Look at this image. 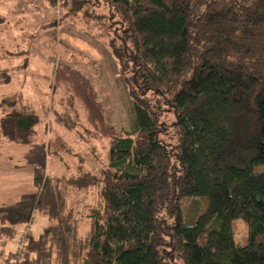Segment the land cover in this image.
Returning a JSON list of instances; mask_svg holds the SVG:
<instances>
[{"label": "trees", "instance_id": "trees-1", "mask_svg": "<svg viewBox=\"0 0 264 264\" xmlns=\"http://www.w3.org/2000/svg\"><path fill=\"white\" fill-rule=\"evenodd\" d=\"M105 1L114 16L106 27L93 16L96 37L128 87L132 130L110 134L98 171L36 165L33 190L0 206V242L36 213L46 224L16 264H264V0ZM62 3L73 13L85 1ZM0 112V136L31 144L34 111L2 99ZM94 189L82 231L75 198ZM192 197L205 208L186 223Z\"/></svg>", "mask_w": 264, "mask_h": 264}, {"label": "rangeland", "instance_id": "rangeland-1", "mask_svg": "<svg viewBox=\"0 0 264 264\" xmlns=\"http://www.w3.org/2000/svg\"><path fill=\"white\" fill-rule=\"evenodd\" d=\"M80 1H85L82 9L72 13L70 3L62 0H0V102H16L39 117L31 144L38 148L26 146L9 160L17 169L7 165L2 171L0 164V206L33 190V166L44 165L51 175H60L63 165L70 172L79 164L98 171L107 162L110 134L132 130L135 114L128 87L106 39L96 37L93 16H102L98 21L106 27L114 15L105 0ZM165 107H160L162 119H173ZM98 194L94 189L75 198L82 231L87 208L98 205ZM204 208L201 198L184 199V221L192 223ZM36 221L26 225L39 231L46 219ZM231 226L234 242L244 245L247 224L235 219ZM7 247L13 251L14 242ZM2 255L0 264L6 250Z\"/></svg>", "mask_w": 264, "mask_h": 264}, {"label": "crops", "instance_id": "crops-1", "mask_svg": "<svg viewBox=\"0 0 264 264\" xmlns=\"http://www.w3.org/2000/svg\"><path fill=\"white\" fill-rule=\"evenodd\" d=\"M32 144V143H31ZM31 144H29V145H19V144H15V143H9V142H7V140L6 139H4V138H2L1 137V139H0V156L2 157H4V158H0V164L2 165V167H3V169H1L2 171H5V167H7V165H8V167H12V169H17V166H14V165H11L9 162L10 161H12L13 162V160H12V158H15L18 154H21V149L22 148H24V147H28V148H31V146H35V148H38V146L36 145L37 143L35 142L34 143V145H31ZM40 150H41V148H40ZM42 152V151H41ZM39 156V155H38ZM10 160V161H9ZM3 162V163H2ZM37 163V162H36ZM35 163V164H36ZM34 167L35 166H33V170H34ZM19 169H21V168H19ZM62 171H64V170H62L61 169V171L59 172V173H61ZM32 182H33V179H32ZM33 218L35 219V224H36V219H40L41 217L39 216V215H37L36 213H34L33 214ZM45 219V218H44ZM38 224H40V222L38 223ZM46 224V221L44 222V223H42L41 222V229H42V227L44 226ZM22 229L23 228H19L17 231H16V234H15V237L14 238H12L11 240H9V241H1L0 242V257H2L3 258V255H2V252L3 251H5L6 250V255H8L10 252H15V250H16V242H17V238H18V236L20 235V233H21V231H22ZM33 230V229H32ZM41 230H39V231H37L36 229H35V231H32L33 233H39ZM10 241H13L14 242V245H15V248H14V250L12 251V250H8L7 251V249H8V247H7V243L8 242H10Z\"/></svg>", "mask_w": 264, "mask_h": 264}, {"label": "built area", "instance_id": "built-area-1", "mask_svg": "<svg viewBox=\"0 0 264 264\" xmlns=\"http://www.w3.org/2000/svg\"><path fill=\"white\" fill-rule=\"evenodd\" d=\"M29 224L26 225L25 227H23L20 235L17 238L16 250L14 252L16 258H15V260H13V262H19L21 257H22V250L24 248V244H25V241L27 238V234L29 235L32 232V227Z\"/></svg>", "mask_w": 264, "mask_h": 264}]
</instances>
